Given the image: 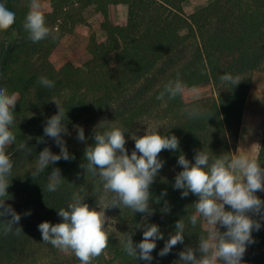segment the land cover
Masks as SVG:
<instances>
[{"label":"trees","instance_id":"1","mask_svg":"<svg viewBox=\"0 0 264 264\" xmlns=\"http://www.w3.org/2000/svg\"><path fill=\"white\" fill-rule=\"evenodd\" d=\"M49 1L51 9L43 14L51 34L33 43L23 28L30 0H0L16 16L13 26L0 31V88L18 96L15 123L10 129L17 136L16 144L25 140L27 147L32 148L30 155L17 151L16 144L6 148L13 163L6 204L22 200L14 209L21 214L18 226L23 232L19 236L14 232L4 235L0 222V264H80L70 250L64 252L43 242L38 230V225L45 221L63 222L58 210L67 207L74 192H79L90 208L106 217L108 247L91 264H148L128 256L121 245L128 234H132L134 244L141 242L144 229L139 225L144 223L159 225L164 234V239L156 242L151 264H177L180 251L187 246L196 248L199 236L208 235L202 218H198L195 227L189 222L187 209L189 213L195 212L192 204L198 197L190 193L181 198L183 190L173 187L177 173L183 170L177 161L184 154L195 163V154L200 150L210 158L236 153L253 74L264 71V0H214L189 15L184 11V0ZM119 4L128 8L125 25L116 24L111 15V8ZM88 11L102 16L105 39L91 37V58L83 65L67 62L57 69L53 53L61 47L67 31L86 21ZM177 73L187 85L186 94L157 100ZM225 73L239 76L241 82L236 86L222 84L220 76ZM40 77H47L55 86L44 88ZM209 82L218 89L216 97L190 98L191 88ZM52 99L64 110V123L70 133L64 135V140L75 159H61L34 179L31 172L39 153L45 147L53 153L60 152L53 139L44 137V143L37 141L44 136L47 118L58 112ZM196 106L204 115L190 119L184 109ZM78 127L84 129L86 143L76 138ZM115 127L127 129L125 147L129 155L135 148L133 135L142 137L147 131H155L174 134L179 139L178 150H163L159 154L158 158L165 163L150 186V207L154 213L147 219L145 214L129 208L122 212L119 207L107 208L112 194L102 199V185L100 191L96 190L98 178L81 167L86 163V147L95 143L94 130L103 132ZM258 163L264 166V133ZM53 168L61 170L63 182L56 192L50 193L46 185ZM165 190L167 196L157 203ZM256 195L264 200V191ZM165 200L171 206L170 214L161 212ZM226 210L231 209L226 206ZM27 212L31 214L25 215ZM249 215L260 221L261 228L253 230L255 242L249 244L242 264H264V214ZM7 218L0 217V221ZM181 218L186 225L184 243L174 246L166 256H159Z\"/></svg>","mask_w":264,"mask_h":264},{"label":"clouds","instance_id":"2","mask_svg":"<svg viewBox=\"0 0 264 264\" xmlns=\"http://www.w3.org/2000/svg\"><path fill=\"white\" fill-rule=\"evenodd\" d=\"M29 11L26 14L23 28L28 33V39L33 43L49 37L50 29L42 9L41 0H30ZM15 13L10 11L4 3H0V31H6L15 22ZM56 37H53L55 39ZM222 84L238 85L241 80L239 76L225 73L220 76ZM39 83L47 89L53 88L54 82L47 77H40ZM187 85L180 79L179 73L175 80L169 81L163 91L156 97L157 100H169L186 94ZM192 98L198 100L201 96L200 90L193 87ZM18 101L16 93H9L6 88H0V217H8L0 222L3 223V234L13 233L19 236L23 228L19 227L21 214L6 204L8 200V188L12 175L13 163L6 154L9 145L16 144L17 136L11 131L15 123L14 108ZM58 112L47 118L44 124V136L38 137V143H44V137L53 139L60 148L59 154L53 153L49 147H45L35 160V168L31 172L35 179L61 159L70 161L75 159L64 140V135H70L64 123L65 113L56 99ZM190 119H199L204 112L198 107L185 108ZM127 129L119 127L93 132L94 144L88 145L84 152V160L81 167L86 173L98 178L96 190L100 191L102 185V199H108L107 208L119 207L129 208L135 213L145 214V219L154 213L150 207L152 193L150 186L155 182L165 161L159 159L163 150L176 151L180 147L179 139L173 135H161L152 131L138 137L132 136L135 148L128 153L125 147V133ZM63 134V135H62ZM79 141L86 143L85 132L82 127L77 128ZM17 151L26 155L32 153V148L27 147V141L23 140L16 144ZM195 163L190 162L184 154L179 155L178 165L183 170L177 173L174 189L183 190L181 198L190 193L197 196L198 200L192 204L195 212L189 213L190 224L195 227L198 218H202L210 226L208 235L199 236L196 248L187 246L179 252L177 264H242V258L249 244L254 243L253 230L259 231L261 223L254 220L249 213L256 215L264 214V200L256 193L264 191V166L247 154L234 155L223 154L210 158L209 154L200 150L194 157ZM63 182L61 170L53 168L48 176L47 191L56 192ZM44 191V190H43ZM167 196V190L156 199L159 203L162 197ZM85 197L79 192H74L70 203L66 208H60L58 215L63 222L52 224L48 221L38 225L42 234V240L50 243L55 248L74 253L80 264H91V261L99 257L108 247L109 237L104 231L106 217L95 208H90L84 202ZM99 204H100V200ZM229 206L231 210H226ZM163 214H170L171 206L165 200L161 208ZM30 212L25 215H30ZM226 228L221 232L217 226ZM144 229L143 239L134 244L132 234L121 241L123 251L128 256L147 261L151 264L152 252L156 249L158 240L164 239V234L157 224L144 223L139 225ZM185 223L181 218L175 224V233L170 234L165 246L159 252L164 257L171 252L174 246L183 244L185 239ZM199 253V255H197Z\"/></svg>","mask_w":264,"mask_h":264},{"label":"rangeland","instance_id":"3","mask_svg":"<svg viewBox=\"0 0 264 264\" xmlns=\"http://www.w3.org/2000/svg\"><path fill=\"white\" fill-rule=\"evenodd\" d=\"M212 1L214 0H184V11L189 15ZM41 4L42 12L51 9L49 0H41ZM122 15V11L113 12V17L117 21L121 20ZM102 21L103 18L100 14H92L91 11H88L86 12L85 22L77 23L70 32L67 31L63 35L61 47L52 55V60L57 69H60L67 62H72L76 66H80L91 58V54L88 51V44L91 37L95 36L98 40H104L106 37V32L101 29ZM195 88H198L201 93L198 100L216 97L218 95V89L212 82L201 84ZM190 90L189 96L192 98ZM263 133L264 71L261 70L256 71L253 74V85L246 102L242 129L235 154H247L258 161ZM21 203L22 200H19L18 203L8 205H11L14 208ZM203 225L205 229L209 231L210 226L204 221ZM217 227L220 228L219 225ZM249 250L250 246L248 245L245 253Z\"/></svg>","mask_w":264,"mask_h":264},{"label":"crops","instance_id":"4","mask_svg":"<svg viewBox=\"0 0 264 264\" xmlns=\"http://www.w3.org/2000/svg\"><path fill=\"white\" fill-rule=\"evenodd\" d=\"M114 11H122V12H123V15H122L120 21H117V20L113 17V12H114ZM111 15H112L113 21H114L116 24L125 25L126 22H127V19H128V8H127L126 5H123V4L115 5V6H113V7L111 8Z\"/></svg>","mask_w":264,"mask_h":264}]
</instances>
